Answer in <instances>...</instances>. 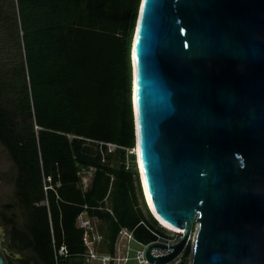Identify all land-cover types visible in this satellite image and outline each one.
Masks as SVG:
<instances>
[{
	"label": "water",
	"instance_id": "1",
	"mask_svg": "<svg viewBox=\"0 0 264 264\" xmlns=\"http://www.w3.org/2000/svg\"><path fill=\"white\" fill-rule=\"evenodd\" d=\"M128 62L146 196L182 230L145 260L193 228L189 264H264V0H138Z\"/></svg>",
	"mask_w": 264,
	"mask_h": 264
},
{
	"label": "trees",
	"instance_id": "2",
	"mask_svg": "<svg viewBox=\"0 0 264 264\" xmlns=\"http://www.w3.org/2000/svg\"><path fill=\"white\" fill-rule=\"evenodd\" d=\"M137 3L0 0V144L15 167L24 217L17 233L38 264H84L75 226L83 205L98 220L101 252L112 251L120 228L141 243L154 240L135 227L144 220L129 103ZM106 194L112 215L96 209ZM59 244L67 255L54 259ZM188 254L186 246L179 264Z\"/></svg>",
	"mask_w": 264,
	"mask_h": 264
},
{
	"label": "built area",
	"instance_id": "3",
	"mask_svg": "<svg viewBox=\"0 0 264 264\" xmlns=\"http://www.w3.org/2000/svg\"><path fill=\"white\" fill-rule=\"evenodd\" d=\"M106 146L108 152L115 147L114 145L110 144H107ZM131 152L133 153V149L131 150ZM86 185L87 183L83 184V181H81L82 189H85ZM138 187L139 190L136 189L137 191H135V194L139 207L143 212H145L146 216H149L150 221L153 224L151 225L146 220H140L135 225V227L139 225L142 226V228L147 233L154 237V240L145 244L141 243L133 238L132 230L129 231L125 228H120L113 244L112 251L101 252L99 250L101 244V235L98 232V220L95 217L87 215V207L83 205L81 207L82 211L78 214L75 219V226L78 229H81L82 231L81 244L83 247V253L81 254V257L84 264H128V262L130 261H134L136 264H150L145 260L144 257V250L148 245L157 243L162 244L164 246H172L177 243L178 240L181 238L182 230H180V232L169 231L168 229L163 228L160 223L155 221L153 215L150 214L149 211H147L139 183ZM106 197L107 194L105 198L101 201L102 205H100L96 209L103 210L109 215H112V212L107 205ZM186 243L184 244L182 250L172 260L164 264H179ZM52 250L54 259L57 256L65 257L67 255L66 247L61 244L57 245L56 247L52 246ZM170 252L171 247L165 249L152 248L150 249L149 254L151 257H157L164 256ZM130 253H132V255H130Z\"/></svg>",
	"mask_w": 264,
	"mask_h": 264
},
{
	"label": "rangeland",
	"instance_id": "4",
	"mask_svg": "<svg viewBox=\"0 0 264 264\" xmlns=\"http://www.w3.org/2000/svg\"><path fill=\"white\" fill-rule=\"evenodd\" d=\"M90 174L91 171L82 174L81 181H83V184L88 183ZM14 178L15 167L11 162L10 158L8 157L5 149L0 144V255L4 256V254L9 255L10 253L16 256L21 255L24 257H28V259L38 264L33 253L29 249H26L24 251H18L14 248L9 247L7 244L8 232L11 226L15 225L19 229H22L24 224V217L22 211L14 196ZM143 216L144 220L149 222L151 225L153 224L150 221L149 216H146L145 212H143ZM193 231L194 230L192 228L190 236L186 243V246L189 247V254L186 257V264H189L190 249L194 233ZM130 255H132V253H130ZM128 264L136 263L134 261H130L128 262Z\"/></svg>",
	"mask_w": 264,
	"mask_h": 264
},
{
	"label": "flooded vegetation",
	"instance_id": "5",
	"mask_svg": "<svg viewBox=\"0 0 264 264\" xmlns=\"http://www.w3.org/2000/svg\"><path fill=\"white\" fill-rule=\"evenodd\" d=\"M19 228L15 225H12L9 232H8V241L7 244L9 247L14 248L16 250L24 251L27 248L26 246V239L23 236H20L17 231ZM2 260L5 264H36L34 261L28 259V257H24L21 255H13L10 253L9 255L4 254L1 256Z\"/></svg>",
	"mask_w": 264,
	"mask_h": 264
},
{
	"label": "bare ground",
	"instance_id": "6",
	"mask_svg": "<svg viewBox=\"0 0 264 264\" xmlns=\"http://www.w3.org/2000/svg\"><path fill=\"white\" fill-rule=\"evenodd\" d=\"M132 121L135 123V120L132 119ZM135 153V158H136V164H137V169H138V174H139V179H140V184H141V188L144 194V198L145 201L147 203V206L149 208V210L151 211V214L153 215L155 221H157L158 223H160V225H162L163 228L168 229L169 231H176V232H180V229H176L173 228L167 224H165L164 222H162L159 218H157V216H155V214L153 213L150 204L148 202L147 196H146V192H145V188H144V184H143V178H142V174H141V169H140V165H139V159H138V153H137V147L134 148V152Z\"/></svg>",
	"mask_w": 264,
	"mask_h": 264
}]
</instances>
